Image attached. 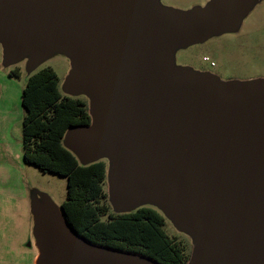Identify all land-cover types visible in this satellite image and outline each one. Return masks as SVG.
Returning <instances> with one entry per match:
<instances>
[{"label":"water","instance_id":"95a60500","mask_svg":"<svg viewBox=\"0 0 264 264\" xmlns=\"http://www.w3.org/2000/svg\"><path fill=\"white\" fill-rule=\"evenodd\" d=\"M161 0H0L6 66L70 60L64 94L89 125L62 145L81 166L107 163L117 215L156 208L190 238L186 264H264V80L221 81L174 52L232 33L255 0L181 11ZM34 264H160L90 242L48 199L33 203Z\"/></svg>","mask_w":264,"mask_h":264},{"label":"rangeland","instance_id":"374dc122","mask_svg":"<svg viewBox=\"0 0 264 264\" xmlns=\"http://www.w3.org/2000/svg\"><path fill=\"white\" fill-rule=\"evenodd\" d=\"M160 3L164 7L186 11L182 9L191 2L161 0ZM204 57H208L209 61H204ZM212 62L215 67L210 66ZM174 63L195 71L205 70L221 81L264 80V0L238 33L224 34L202 44L177 49ZM44 68H51L55 72L59 90L65 95L64 83L71 70L66 55L55 52L30 70L27 57L6 66L0 45V264H34L37 248L33 236V203L45 198L60 209L66 198L65 178L42 172L33 165L25 164L22 159L24 109L21 106V93L28 77ZM10 71H17L19 76H9ZM105 191L107 194V184ZM166 230L169 235L181 240L191 252L190 238L177 232L167 220Z\"/></svg>","mask_w":264,"mask_h":264},{"label":"trees","instance_id":"16d2710c","mask_svg":"<svg viewBox=\"0 0 264 264\" xmlns=\"http://www.w3.org/2000/svg\"><path fill=\"white\" fill-rule=\"evenodd\" d=\"M9 76L17 78V71ZM23 161L40 171L66 179L61 203L65 221L92 243L143 255L160 264H186L190 251L168 234L166 220L157 210L142 207L114 214L108 204L105 161L81 166L62 145L67 129L89 125L87 100L59 90L51 68L30 75L21 93Z\"/></svg>","mask_w":264,"mask_h":264},{"label":"flooded vegetation","instance_id":"af4514ba","mask_svg":"<svg viewBox=\"0 0 264 264\" xmlns=\"http://www.w3.org/2000/svg\"><path fill=\"white\" fill-rule=\"evenodd\" d=\"M208 1H210V0H190V2H191L190 5L187 8L182 9V10H189V9H192L193 7H197V6H204ZM260 3H261V0H255L254 1V4L252 6H250L251 8L246 13V15L242 18V20H241L240 24L238 25V27L236 28V30L233 31L232 33H230L231 35L236 34V33H238L241 30V27H242L243 23L247 20V18H249L251 16V14L255 11V9L257 8V6ZM223 35H220V36H223ZM220 36H218V37H220ZM205 59H207L209 61L208 57H204L203 60H205ZM208 61H206V62H208ZM211 64H212V66H211ZM210 66L211 67H215L216 65H215V63L212 62V63H210ZM198 71L206 72L205 70H198Z\"/></svg>","mask_w":264,"mask_h":264},{"label":"built area","instance_id":"2783aa9c","mask_svg":"<svg viewBox=\"0 0 264 264\" xmlns=\"http://www.w3.org/2000/svg\"><path fill=\"white\" fill-rule=\"evenodd\" d=\"M204 61H208L207 59H205ZM211 66H212V64H211Z\"/></svg>","mask_w":264,"mask_h":264},{"label":"crops","instance_id":"0c3cea01","mask_svg":"<svg viewBox=\"0 0 264 264\" xmlns=\"http://www.w3.org/2000/svg\"><path fill=\"white\" fill-rule=\"evenodd\" d=\"M22 159H23V154H22ZM24 162V161H23Z\"/></svg>","mask_w":264,"mask_h":264}]
</instances>
